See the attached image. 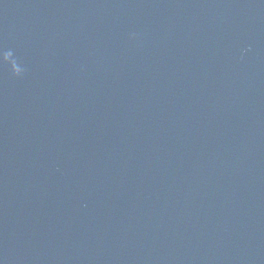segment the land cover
I'll list each match as a JSON object with an SVG mask.
<instances>
[{"label": "water", "instance_id": "obj_1", "mask_svg": "<svg viewBox=\"0 0 264 264\" xmlns=\"http://www.w3.org/2000/svg\"><path fill=\"white\" fill-rule=\"evenodd\" d=\"M23 0H0V62Z\"/></svg>", "mask_w": 264, "mask_h": 264}]
</instances>
